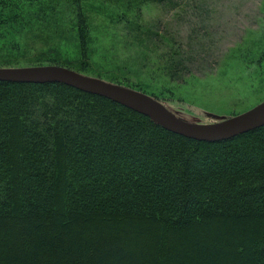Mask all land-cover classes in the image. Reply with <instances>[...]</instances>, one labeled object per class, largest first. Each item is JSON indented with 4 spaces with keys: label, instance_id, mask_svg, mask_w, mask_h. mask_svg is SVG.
I'll list each match as a JSON object with an SVG mask.
<instances>
[{
    "label": "trees",
    "instance_id": "1",
    "mask_svg": "<svg viewBox=\"0 0 264 264\" xmlns=\"http://www.w3.org/2000/svg\"><path fill=\"white\" fill-rule=\"evenodd\" d=\"M27 1L0 0V28L25 26ZM168 56L152 66L182 82L187 64ZM120 71L109 81L148 91ZM0 264H264V126L199 141L64 84L0 81Z\"/></svg>",
    "mask_w": 264,
    "mask_h": 264
},
{
    "label": "rangeland",
    "instance_id": "2",
    "mask_svg": "<svg viewBox=\"0 0 264 264\" xmlns=\"http://www.w3.org/2000/svg\"><path fill=\"white\" fill-rule=\"evenodd\" d=\"M71 2L28 0L18 12L25 26L0 28V50L21 57L23 64L0 68L55 65L113 83L109 74L119 67L133 83L148 85L147 92L128 88L197 124L222 121L264 101V0H172L165 5L83 0L92 4L84 12L89 24L85 58ZM124 23H137L139 30ZM12 46L23 54L9 52ZM169 54L187 64L182 82L158 69L157 59L152 66L155 57L160 56L161 65V56Z\"/></svg>",
    "mask_w": 264,
    "mask_h": 264
},
{
    "label": "water",
    "instance_id": "3",
    "mask_svg": "<svg viewBox=\"0 0 264 264\" xmlns=\"http://www.w3.org/2000/svg\"><path fill=\"white\" fill-rule=\"evenodd\" d=\"M0 81L64 84L109 99L148 117L167 131L199 141L226 140L264 126V101L246 112L216 123H190L177 118L162 103L147 94L55 65L0 68Z\"/></svg>",
    "mask_w": 264,
    "mask_h": 264
}]
</instances>
